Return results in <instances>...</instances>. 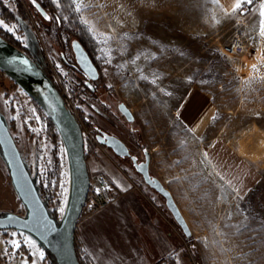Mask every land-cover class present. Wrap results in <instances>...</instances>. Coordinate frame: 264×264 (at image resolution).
Here are the masks:
<instances>
[{
    "label": "rangeland",
    "instance_id": "374dc122",
    "mask_svg": "<svg viewBox=\"0 0 264 264\" xmlns=\"http://www.w3.org/2000/svg\"><path fill=\"white\" fill-rule=\"evenodd\" d=\"M40 1L36 3L52 19H44L31 0H22L29 21L18 16L14 22H6L0 17L14 29L1 30L18 41V49L24 53L44 58L53 81L69 97L91 135L97 128L116 136L138 161H143L145 149L155 174L179 176L174 197L191 237L186 239L180 233L164 201L160 202L180 244L179 256L173 257L175 260L163 258V264H264V63L243 79V73L235 71L245 52L226 58L220 51L233 37L242 36L246 41V35L235 26L213 31L211 18L201 16L203 4L194 0H52L53 7H43ZM4 3L16 13L13 0ZM77 38L86 41L98 66L93 92L85 87L86 78L77 70L71 52L70 43ZM193 85L209 96L216 109L203 140L193 139L175 114ZM89 103L109 120L96 114ZM119 103L129 108L133 123L128 124L118 113ZM33 109L41 118L39 124ZM0 115L41 201L59 224L64 214L57 208L64 197L58 195L59 187L44 184L50 180L66 183L67 198L70 169L56 128L60 141L49 137L47 109L23 91L13 75L0 71ZM26 118H31L27 124ZM30 127L43 131L37 135ZM220 137L230 141L259 172V182L242 198L233 196L203 162L207 145L203 141ZM93 148L88 147L84 154ZM40 156L45 159L38 160ZM108 156L133 183L146 186L130 160L119 159L110 151ZM41 165H48L44 175L37 171ZM90 175L94 178L97 174ZM26 213L0 151V217H25ZM12 231L22 232L0 230V253L9 248L4 241L10 238L6 233ZM23 253L21 250L19 255ZM19 255H0V264H13ZM44 260L48 264L46 254Z\"/></svg>",
    "mask_w": 264,
    "mask_h": 264
},
{
    "label": "crops",
    "instance_id": "0c3cea01",
    "mask_svg": "<svg viewBox=\"0 0 264 264\" xmlns=\"http://www.w3.org/2000/svg\"><path fill=\"white\" fill-rule=\"evenodd\" d=\"M194 1L203 4L201 16L211 18L213 31L222 32L228 26H235L237 32L246 35V51L238 59L239 66L235 72L237 75L243 73V79L253 75V70L264 63V33L261 32L264 17L260 16L264 0H253L252 4L243 3V0ZM236 3H242V8L234 11ZM230 20L234 21L230 23ZM215 113L209 96L195 85L186 91L175 111L177 120L195 140H203L207 136ZM203 143H207L202 155L209 173L233 196L242 198L249 194L259 182L258 170L225 138L204 140ZM111 160L96 148L85 154L89 176L91 173L104 175L116 201L80 220L75 231V243L92 264H156L163 258L175 260L180 252L179 234L170 230L172 222L159 205L162 198H157L147 186L133 183L118 163ZM149 173L163 184L176 203L173 190L179 176L155 174L151 158ZM21 250L24 253L15 256L13 264L18 261L21 264L22 257L28 255L26 250ZM28 260L31 264V257ZM41 264H46L45 260Z\"/></svg>",
    "mask_w": 264,
    "mask_h": 264
},
{
    "label": "water",
    "instance_id": "95a60500",
    "mask_svg": "<svg viewBox=\"0 0 264 264\" xmlns=\"http://www.w3.org/2000/svg\"><path fill=\"white\" fill-rule=\"evenodd\" d=\"M31 3L36 11L46 19L45 17L47 15L39 4H34L33 0H31ZM70 48L77 70L86 78L85 87L90 92H93L92 83L97 81L99 77L97 68L79 41H71ZM24 60L28 61L27 65L22 63ZM0 71L21 77L34 87L39 96V100L47 111L50 112L48 116L63 142L70 169L69 200L63 219L57 224L51 218L45 205L41 201L35 184L0 115V151L7 164L12 185L27 210L25 217H19L13 214L0 217V230H17L30 234L53 256L56 264H79L75 253L74 237L90 181L85 162L80 125L66 107L54 83L45 75L38 64L22 50L11 45L1 37ZM93 75L96 77L95 79L91 78ZM89 84L91 87H88ZM88 106L96 114L109 120L108 116L97 106L92 103H89ZM93 106L95 107L93 108ZM117 111L127 123H133L134 117L125 104L119 103L117 105ZM94 136L98 144L109 150L115 157L130 160L132 167L141 177L143 183L163 199L165 208L170 213L174 223L180 229L183 236L186 239L190 238L191 232L172 196L163 184L149 173L150 158L148 151L142 149L144 158L143 161L138 162L137 158L130 154L127 146L116 136L97 128ZM104 137H107L106 143L103 140ZM25 183L33 189L31 198H25L23 195ZM33 207H37L43 214V217L51 221L56 229L54 233L49 234L47 240H42L37 232L29 231L28 228L23 227L25 223L29 227L31 226V209ZM9 215L15 216L18 219L15 222L9 223L7 219Z\"/></svg>",
    "mask_w": 264,
    "mask_h": 264
},
{
    "label": "snow or ice",
    "instance_id": "6c2138e0",
    "mask_svg": "<svg viewBox=\"0 0 264 264\" xmlns=\"http://www.w3.org/2000/svg\"><path fill=\"white\" fill-rule=\"evenodd\" d=\"M37 0H33V3L36 4ZM55 2V0H54ZM75 2V0H74ZM253 0H243V3H247V4H252ZM242 8V3H236L235 5V9H241ZM79 9H77L78 11ZM260 16L264 17V5L261 6L260 9ZM46 19H52V17H45ZM59 19V18H57ZM0 27H3L5 29H7L8 31H14V29L12 27H9L8 25L5 24L4 21L0 20ZM261 32L264 33V20L261 21ZM101 59H104L103 57H101ZM23 64L27 65L28 61L24 60L22 61ZM92 79H95L96 77L93 75L91 77ZM88 87H91V85L89 84ZM110 87V86H109ZM95 106H93L94 108ZM33 115L35 117L36 123L39 124L41 122V118L38 115H35V109L32 110ZM29 119L31 118H26L24 123L27 124L29 122ZM87 119V117H86ZM30 131L35 132L37 135H39V133L41 131H43V128H29ZM104 142H107V137L103 138ZM44 147L46 148L47 145L45 144ZM45 159L43 156L38 157V160H43ZM135 159V158H133ZM51 162H49L50 164ZM48 165H41L38 168V172L40 175H44V173L46 171H48ZM45 187H59L60 191L58 193V195L60 197H64V199L60 200L59 203L61 206H59L57 208L58 213H60L61 215L65 214L66 212V203H67V199H66V191H67V187H66V183H59L57 181L54 180H50L48 181V183L44 184ZM97 193H99L100 189H96ZM32 192L33 189L30 185H28L27 183H25L24 185V192L23 195L25 198H31L32 196ZM31 215H32V224L29 227V225L27 223H25L23 225V227L28 228L29 231H35L39 234L40 238L42 240H47L49 234L54 233L56 231L55 227L53 226L52 222L47 220L46 217H43V214L39 211V209L37 207H33L31 209ZM8 222L12 223L15 222L18 218L12 215H9L7 217ZM7 235H9V239L4 241V243H6L9 248H5L3 250L2 253H0V255H4V256H8L10 254H16L19 255L21 249L23 248L24 250L27 251V256H23L22 260H21V264H29V260L28 257H31V264H41V262L44 261L45 259V251L40 248L38 246L37 240L33 239L32 237H30L29 235L25 234L24 232H16V231H12L11 233H6ZM22 238V239H21ZM9 249L11 250V252L9 251Z\"/></svg>",
    "mask_w": 264,
    "mask_h": 264
},
{
    "label": "built area",
    "instance_id": "2783aa9c",
    "mask_svg": "<svg viewBox=\"0 0 264 264\" xmlns=\"http://www.w3.org/2000/svg\"><path fill=\"white\" fill-rule=\"evenodd\" d=\"M19 1H21L22 3V0ZM245 49H246L245 39L242 36H235L232 39H230L225 45H223L220 51L224 57L232 58V57L241 56L245 52ZM53 83L54 85L57 86L58 90L60 91L66 107L80 125L82 139H83L84 153L87 151L88 147L92 146L101 153H103L105 156H107L109 160H111L108 156L109 150L98 144V142L95 139V136L91 135V133L83 126L76 112V108L73 106L69 97L65 94V92L62 90L60 85L56 83V81L55 82L53 81ZM96 189H100L99 193H97ZM115 201H116V196L112 191L109 181L104 175L97 174L94 178L90 177L89 187L86 198L83 203L80 218L83 217L84 215L90 216L92 214H95L96 212L112 205Z\"/></svg>",
    "mask_w": 264,
    "mask_h": 264
},
{
    "label": "trees",
    "instance_id": "16d2710c",
    "mask_svg": "<svg viewBox=\"0 0 264 264\" xmlns=\"http://www.w3.org/2000/svg\"><path fill=\"white\" fill-rule=\"evenodd\" d=\"M15 2V6L17 7V11L16 13H13L12 11H10L5 3L4 0H0V17L2 19H4L6 22H14L15 19L20 16L23 20L25 21H29L30 17L27 14V10L24 8V6H22L21 2L19 0H13ZM26 1V0H25ZM40 1V0H39ZM64 2V1H62ZM41 5L43 7H53L52 4V0H41L40 1ZM29 6V5H28ZM0 36L6 40L7 42H9L11 45L17 47V48H21L20 44L18 43V41H16L11 35H9L6 32H3L0 28ZM77 40L79 41V43L83 46V48L85 49V51L87 52V54L89 55L91 61L93 62V64L95 65V67L98 70V66L96 65V63L93 60V55L92 52L90 50L89 47H86V41H84V39L82 38H77ZM30 58H32L37 64L38 66L41 68V70L45 73V75L53 82V73L50 72L49 70V66L45 64V60L44 58H42L41 60L36 59L35 57H31L28 53H26ZM56 89L58 90L57 86L55 85ZM59 91V90H58ZM60 93V91H59ZM61 94V93H60ZM62 96V95H61ZM47 124H48V132H49V137H51L52 140L56 141L59 140L58 138V134L56 133L55 130V126L52 123L51 119L48 118L47 120ZM60 141V140H59ZM38 192V191H37ZM39 195V193H38ZM40 197V195H39ZM170 214V213H169ZM50 215V214H49ZM51 216V215H50ZM179 229V228H178ZM181 233V232H180ZM75 246V253L77 256V260L79 264H92L90 258L85 254V252L78 246V244L74 243ZM45 254H46V259L48 264H56L53 256L45 250ZM156 264H163V261H159Z\"/></svg>",
    "mask_w": 264,
    "mask_h": 264
},
{
    "label": "bare ground",
    "instance_id": "6f19581e",
    "mask_svg": "<svg viewBox=\"0 0 264 264\" xmlns=\"http://www.w3.org/2000/svg\"><path fill=\"white\" fill-rule=\"evenodd\" d=\"M13 77L18 82V84L20 85V87L22 88L23 91H25L27 94L39 99V96H38L36 90L34 89V87L31 86L25 79L18 77V76H13ZM47 112H48V114L50 113L49 111H47ZM69 190H70V184L68 187V194H67V198H66L67 199V203L65 205L66 208H67V204H68V200H69Z\"/></svg>",
    "mask_w": 264,
    "mask_h": 264
},
{
    "label": "flooded vegetation",
    "instance_id": "af4514ba",
    "mask_svg": "<svg viewBox=\"0 0 264 264\" xmlns=\"http://www.w3.org/2000/svg\"><path fill=\"white\" fill-rule=\"evenodd\" d=\"M128 124H131V123H128ZM141 161V160H140ZM140 161H138V162H140Z\"/></svg>",
    "mask_w": 264,
    "mask_h": 264
}]
</instances>
